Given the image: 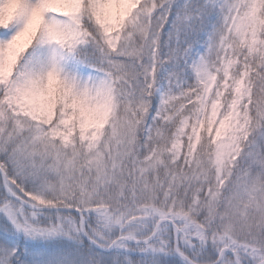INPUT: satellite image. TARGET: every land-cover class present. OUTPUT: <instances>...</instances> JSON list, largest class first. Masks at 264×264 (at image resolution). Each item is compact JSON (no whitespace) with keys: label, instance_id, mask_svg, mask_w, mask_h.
Here are the masks:
<instances>
[{"label":"clouds","instance_id":"clouds-1","mask_svg":"<svg viewBox=\"0 0 264 264\" xmlns=\"http://www.w3.org/2000/svg\"><path fill=\"white\" fill-rule=\"evenodd\" d=\"M64 2L48 0L0 76V165L25 172L9 225L19 264H141L145 243L177 241L174 264H257L264 0H194L202 24L179 34L183 0H74V15Z\"/></svg>","mask_w":264,"mask_h":264},{"label":"snow or ice","instance_id":"snow-or-ice-1","mask_svg":"<svg viewBox=\"0 0 264 264\" xmlns=\"http://www.w3.org/2000/svg\"><path fill=\"white\" fill-rule=\"evenodd\" d=\"M175 3V0H171ZM215 0H205V8L209 5H214ZM48 0H0V29H14L11 34V39H8L9 31H0V76H6L12 70V64L15 60V51L19 50L17 38H26L29 31L35 32L44 21L45 13L49 10ZM112 10L115 11L116 6L111 5ZM62 10L75 14L77 5L74 0H65L62 5ZM121 15L124 14L123 7L120 8ZM204 8H198L194 4V0H183L182 12L178 13L174 23L173 29L177 34L190 29L195 22L202 24L205 15ZM167 27V22H165ZM23 34V35H22ZM53 38L59 35L58 30L53 27L49 33ZM211 38V34H209ZM186 53V57L190 54ZM193 68L199 72L200 66L193 63ZM61 67L53 61L46 71L47 87L50 90H55L61 86L60 81ZM13 171L9 172L8 164L0 165V264H19L18 257L23 259L27 252L22 245L15 243L14 237L9 230L12 217L11 201L16 200L22 193L20 192L18 184L21 183L20 178L25 175L21 166L14 163L12 165ZM34 178H39L38 174H34ZM22 186V185H21ZM137 252L141 254H151L150 260H142L141 264H174L173 261L168 260L171 256H180L182 249L179 241H177L176 248L169 250L167 246L161 245L156 247L151 243H145L143 248H138ZM184 259L181 256L183 264H198L196 256ZM219 259L216 264H222L224 256L217 253ZM253 259L257 264H264V252H256L253 254ZM130 264V262H129Z\"/></svg>","mask_w":264,"mask_h":264},{"label":"trees","instance_id":"trees-1","mask_svg":"<svg viewBox=\"0 0 264 264\" xmlns=\"http://www.w3.org/2000/svg\"><path fill=\"white\" fill-rule=\"evenodd\" d=\"M133 259H140V260H150L151 254H141L139 252H135L131 254Z\"/></svg>","mask_w":264,"mask_h":264},{"label":"rangeland","instance_id":"rangeland-1","mask_svg":"<svg viewBox=\"0 0 264 264\" xmlns=\"http://www.w3.org/2000/svg\"><path fill=\"white\" fill-rule=\"evenodd\" d=\"M54 259L58 261L59 258H54Z\"/></svg>","mask_w":264,"mask_h":264}]
</instances>
